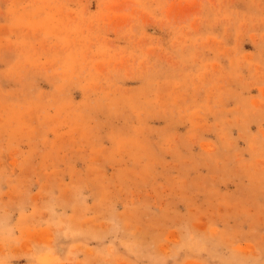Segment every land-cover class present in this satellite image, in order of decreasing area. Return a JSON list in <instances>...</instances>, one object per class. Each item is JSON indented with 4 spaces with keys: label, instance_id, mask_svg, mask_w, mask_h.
<instances>
[{
    "label": "rangeland",
    "instance_id": "rangeland-1",
    "mask_svg": "<svg viewBox=\"0 0 264 264\" xmlns=\"http://www.w3.org/2000/svg\"><path fill=\"white\" fill-rule=\"evenodd\" d=\"M0 264H264V0H0Z\"/></svg>",
    "mask_w": 264,
    "mask_h": 264
}]
</instances>
